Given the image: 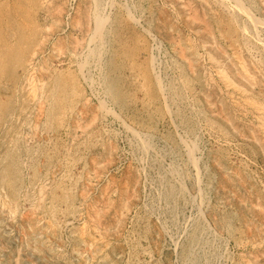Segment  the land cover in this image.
Listing matches in <instances>:
<instances>
[{"label":"rangeland","instance_id":"rangeland-1","mask_svg":"<svg viewBox=\"0 0 264 264\" xmlns=\"http://www.w3.org/2000/svg\"><path fill=\"white\" fill-rule=\"evenodd\" d=\"M239 1L0 0V264H180L199 210L207 264H264V0Z\"/></svg>","mask_w":264,"mask_h":264},{"label":"bare ground","instance_id":"bare-ground-1","mask_svg":"<svg viewBox=\"0 0 264 264\" xmlns=\"http://www.w3.org/2000/svg\"><path fill=\"white\" fill-rule=\"evenodd\" d=\"M96 1V0H95ZM235 1V4H236V7L238 6L239 7V5H241L242 3H240V1L239 0H234ZM242 2V1H241ZM96 3V2H95ZM110 4V3H109ZM102 6V5H101ZM95 7V6H94ZM237 9V8H236ZM95 10H96V8H95ZM239 10H241V8L239 9ZM238 10V11H239ZM94 11V10H93ZM247 11V10H246ZM121 12V11H120ZM129 12V11H128ZM241 12V11H240ZM107 13V12H106ZM232 14V13H231ZM236 14V13H235ZM95 16V20L93 21L94 22V34L95 35H93V39H95V38H97L99 41H98V46H97V42H96V46L94 47L93 46V48L92 49H90V51H89V55H91V56H93L95 53H97V55H96V57H97V59H96V63L98 64V69L100 70L99 72H100V83H101V86L103 87V91H104V93L106 94V95H111V97H112V85H111V82H114V81H112L111 80V69H109V66L107 67V55L105 56L106 58H101V53H100V51L102 50V49H104V51L108 48V47H106V45H105V42L107 43V40L105 39L104 40V38H106V37H103V34H102V30H103V28H104V24H105V26H106V22H107V17H105V16H103L102 14H100V13H96V14H94ZM129 15V14H128ZM132 16V15H131ZM93 17V16H92ZM253 17V16H252ZM133 18V17H132ZM239 20V19H238ZM136 21V20H135ZM109 25V28H110V24H108ZM242 25V24H241ZM256 27V26H255ZM107 28V27H106ZM256 29V28H255ZM253 30V29H252ZM108 31V30H107ZM106 30L104 31V32H107ZM243 31V30H242ZM108 33V32H107ZM240 34V33H239ZM251 34V33H250ZM258 34V33H257ZM244 35V34H243ZM249 35V34H248ZM90 36V35H89ZM260 37V36H259ZM108 38V37H107ZM93 39H92V41H93ZM89 42H87V44H88ZM256 43V42H255ZM258 43V42H257ZM108 44V43H107ZM79 45V44H78ZM80 46V45H79ZM104 46V47H103ZM81 47V46H80ZM234 48V47H233ZM109 49H111V48H109ZM80 51V50H79ZM103 51V52H104ZM79 53V52H78ZM77 53V54H78ZM30 54V53H29ZM73 54H75V53H73ZM88 54V53H87ZM107 54H108V52H107ZM110 54V53H109ZM89 55H87V56H89ZM111 55V54H110ZM33 56V55H32ZM86 56V57H87ZM91 58V57H90ZM109 59V58H108ZM85 60V59H84ZM94 60H95V58H94ZM110 60V59H109ZM81 63H85V61H83V62H81ZM88 63V62H87ZM95 63V62H94ZM77 64V63H76ZM78 65V64H77ZM81 68H82V65H81ZM239 68V67H238ZM78 70H80L79 68H78ZM89 70V69H88ZM154 70V69H153ZM151 71V70H150ZM78 72V71H77ZM155 74V73H154ZM99 78V77H98ZM179 78V77H178ZM29 79V78H28ZM84 79H86V78H84ZM158 81V80H157ZM172 81V80H171ZM25 82V81H24ZM182 83V82H181ZM185 83H186V80H185ZM92 84V83H91ZM27 85V84H26ZM181 85V84H180ZM23 86H25V85H23ZM114 86V85H113ZM159 86V85H158ZM170 86V85H169ZM115 87V86H114ZM142 87V86H141ZM150 87V86H149ZM179 87V86H178ZM185 87V86H184ZM172 89H174L173 87H172ZM117 90V89H116ZM118 91V90H117ZM138 91V90H137ZM136 91V92H137ZM171 91V90H170ZM115 92V91H114ZM116 93V92H115ZM114 93V94H115ZM113 94V95H114ZM174 94V93H173ZM170 94H168V96H169ZM172 95V94H171ZM166 96H167V94H166ZM167 96V97H168ZM174 96V95H173ZM109 97V96H108ZM170 97V96H169ZM168 97V98H169ZM114 98V100H115V97H113ZM169 99H171V98H169ZM178 99V98H177ZM172 100H173V97H172ZM104 101V100H103ZM171 101V100H170ZM173 101H175V100H173ZM176 102V101H175ZM174 102V103H175ZM166 103V102H165ZM173 103V104H174ZM178 103V102H177ZM184 103V102H183ZM186 103V102H185ZM121 104V103H120ZM169 106V105H168ZM178 106V105H177ZM185 106V105H184ZM189 106V105H188ZM118 108V107H117ZM174 108V107H173ZM106 110V109H105ZM189 111V110H188ZM186 112V111H185ZM119 115V114H118ZM118 115H116V116H118ZM174 115V114H173ZM122 117V116H121ZM184 119V118H183ZM123 121V120H122ZM140 121V120H139ZM124 123V122H123ZM126 124V123H125ZM175 125V124H174ZM125 127L127 126V125H124ZM183 129V128H182ZM189 129V128H188ZM127 130V129H126ZM130 130V129H129ZM133 131V130H132ZM143 139V138H142ZM142 139H139V141L140 140H142ZM144 140V139H143ZM183 140V139H182ZM141 142V141H140ZM139 142V143H140ZM146 142V141H145ZM144 144V143H143ZM147 144V143H146ZM176 144V143H175ZM147 147V146H146ZM194 147V146H193ZM145 149V148H144ZM169 150V149H168ZM201 150V149H200ZM193 151V150H192ZM142 152V151H141ZM142 155V154H141ZM193 156V155H192ZM171 157V156H170ZM197 157V156H196ZM171 162H173V161H171ZM170 163V162H169ZM178 163V162H177ZM190 163V162H189ZM171 164L172 163H170L169 164V169H168V171H171L172 169L171 168H173V167H171ZM166 166V165H165ZM142 167V166H141ZM177 167V166H176ZM175 167V168H176ZM167 169V168H166ZM180 169V168H179ZM162 170V169H161ZM173 170H174V168H173ZM205 170V169H204ZM168 171H166V172H168ZM176 171H177V169H176ZM160 172V171H159ZM170 173V172H169ZM168 173V174H169ZM159 174V173H158ZM163 174V173H162ZM175 174V173H174ZM161 175V174H160ZM159 175V176H160ZM194 175V174H193ZM170 176V175H169ZM164 176H162L161 175V177H159V184L161 185L160 186V188L159 187H157V189L155 190V192L157 191V196L158 197H156V198H158V200H161V201H163V203H165V208H166V204H167V201H166V198H167V193H170V191H171V189H172V185L171 186H168L169 187V190L165 187V185H163V178ZM157 178V177H156ZM168 178H170V177H168ZM168 180V179H167ZM175 180V179H174ZM156 181V180H155ZM171 181H173V178H172V180ZM178 181V180H177ZM176 181V182H177ZM200 181V180H199ZM155 183V182H154ZM157 183V182H156ZM165 183H167V182H165ZM169 183V182H168ZM167 183V184H168ZM172 183V182H171ZM153 184V183H152ZM158 186V185H157ZM171 187V188H170ZM155 188V187H154ZM177 188V187H176ZM180 188V187H179ZM178 189V188H177ZM199 189V188H198ZM178 190H180V189H178ZM204 191V190H203ZM173 192V191H172ZM176 194H178V191L177 192H175ZM153 194V193H152ZM173 194V193H172ZM170 195V194H169ZM169 195H168V198H169ZM155 196V195H154ZM172 196V195H171ZM175 196V195H174ZM192 198V197H191ZM194 198V197H193ZM190 199V198H189ZM155 200V199H154ZM172 200V199H171ZM191 200V199H190ZM189 200V201H190ZM166 201V202H165ZM169 201V200H168ZM174 201V200H173ZM188 201V200H187ZM184 202H185V200H184ZM152 205V204H151ZM168 205V204H167ZM171 205V204H170ZM177 205V204H176ZM147 206V205H146ZM158 206V205H157ZM170 207V206H169ZM152 208H154V206L152 207ZM164 208V207H163ZM201 208V207H200ZM157 209V208H156ZM153 210V209H152ZM202 210V209H201ZM155 211V210H154ZM151 213V212H150ZM157 213V212H156ZM76 215V214H75ZM176 216V215H175ZM196 218V217H195ZM197 218H199V223L196 225V226H193L194 228L193 229H190L191 231L190 232H185V233H183V234H185V238H184V241L179 245V251H178V253H177V259H178V262L180 263V264H207V253H208V250H207V248H208V244L209 243H211V242H209V241H211L210 239H213V236H214V234L215 233H213L212 231H214L213 229H212V231L210 230V226H208L207 224H203V223H205V221H204V218H203V213L199 210V212H198V216H197ZM196 218V219H197ZM193 219V218H192ZM163 220H164V218H163ZM198 220V219H197ZM70 222V221H69ZM193 222V221H192ZM191 224V223H190ZM180 226V225H179ZM190 226H192V224L190 225ZM204 226H206V229H204ZM227 229V228H226ZM189 230V229H188ZM170 234V233H169ZM208 234V235H207ZM183 237V236H182ZM177 239V238H176ZM183 239V238H182ZM217 241V240H216ZM175 242H177V241H175ZM219 243V242H218ZM98 245V244H97ZM101 247V246H100ZM178 248V247H177ZM104 251V250H103ZM215 253V252H214ZM139 254V253H138ZM214 257V256H213ZM203 262V263H202Z\"/></svg>","mask_w":264,"mask_h":264}]
</instances>
